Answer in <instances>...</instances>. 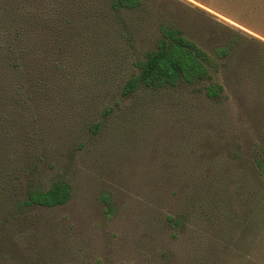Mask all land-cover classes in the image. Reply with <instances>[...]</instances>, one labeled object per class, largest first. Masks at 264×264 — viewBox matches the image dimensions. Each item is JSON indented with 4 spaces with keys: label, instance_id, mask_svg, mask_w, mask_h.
<instances>
[{
    "label": "rangeland",
    "instance_id": "374dc122",
    "mask_svg": "<svg viewBox=\"0 0 264 264\" xmlns=\"http://www.w3.org/2000/svg\"><path fill=\"white\" fill-rule=\"evenodd\" d=\"M143 7L132 16L141 48L155 40L158 23L179 26L206 52L214 23L264 44V0H143ZM141 58L115 66L109 87L137 74ZM262 65L243 76L220 68L217 102L182 87L123 99L115 92L88 112H58L44 135L53 142L51 166L35 180L46 186L63 178L71 198L8 219L0 264H264V177L257 184L251 175L264 156ZM89 73L79 89L94 81ZM114 101L112 114L101 116ZM82 114L100 123L95 135ZM167 216L189 224L172 229ZM214 242L228 244L220 261L210 255Z\"/></svg>",
    "mask_w": 264,
    "mask_h": 264
},
{
    "label": "trees",
    "instance_id": "16d2710c",
    "mask_svg": "<svg viewBox=\"0 0 264 264\" xmlns=\"http://www.w3.org/2000/svg\"><path fill=\"white\" fill-rule=\"evenodd\" d=\"M143 11V0H0V246L8 219L35 208L63 206L71 198L72 188L63 178L46 186L35 180L41 168L51 166L53 142L44 135L58 112H88L115 92L123 99L139 90L156 93L182 87L217 102L223 88L213 75L220 68L231 67L239 76L263 68L264 44L219 23L212 26L218 31L212 32L210 52L202 49L204 42L196 43L168 23H158L155 40L141 48L140 41L135 43L132 16ZM123 39L126 44H121ZM138 52V73L109 87L115 66L125 65L123 60ZM84 73L95 79L79 89ZM119 103L105 105L101 116L111 115ZM83 114L79 118L95 135L100 123ZM251 175L260 184L264 156L252 163ZM22 177L26 184L21 189ZM166 222L172 229L189 224L173 216ZM215 243L210 244V255L220 261L228 244Z\"/></svg>",
    "mask_w": 264,
    "mask_h": 264
}]
</instances>
